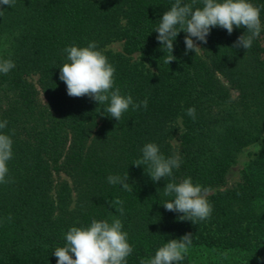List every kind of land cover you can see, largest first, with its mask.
I'll return each instance as SVG.
<instances>
[{
	"label": "trees",
	"instance_id": "16d2710c",
	"mask_svg": "<svg viewBox=\"0 0 264 264\" xmlns=\"http://www.w3.org/2000/svg\"><path fill=\"white\" fill-rule=\"evenodd\" d=\"M174 2L15 0L0 9V59L15 63L0 73V122H8L0 131L13 140L12 182L0 183V264H57L54 251L71 227L114 217L133 247L127 264L187 233L192 245L180 264H264V30L246 50L232 47L246 28L229 35L214 27L187 55L181 31L176 59L166 64L170 53L154 30ZM250 2L261 8L264 28V0ZM93 41L116 69L114 87L136 103L147 97L146 110L130 107L117 121L103 111L107 103L67 95L59 79L69 62L64 50ZM112 41L122 42L120 51L106 48ZM256 142L240 180L207 194L209 218L180 220L182 213L163 207L174 198L164 195L167 182L191 177L210 191ZM147 143L165 157L179 154L173 177L153 182L147 166L133 165ZM127 173L131 192L108 182ZM116 198L123 215L110 205Z\"/></svg>",
	"mask_w": 264,
	"mask_h": 264
},
{
	"label": "clouds",
	"instance_id": "9594fccd",
	"mask_svg": "<svg viewBox=\"0 0 264 264\" xmlns=\"http://www.w3.org/2000/svg\"><path fill=\"white\" fill-rule=\"evenodd\" d=\"M197 0L185 3L175 0L159 21L154 30L158 33L157 41L170 53L164 63L170 64L176 57L173 55L174 41L181 31L184 37L185 55L189 51L198 52L202 49L198 42L207 43V37L214 27L225 29L229 35L235 28H246L233 44V48L250 49L253 41L259 38L262 30L261 8L253 5L250 0H202V7L195 6ZM15 0H0V9L3 6L12 7ZM2 13V10H0ZM195 38V40L193 39ZM67 53L68 63L60 67L59 79L67 86V95L70 97L88 96L95 102L106 104L103 110L112 118L119 121L122 115L131 107L138 110L147 109V97L139 103L133 97L122 95L118 87H114L115 67L101 50L97 49L96 42H90L87 47L70 46L64 50ZM15 67L11 59H0V73L8 74ZM196 109L189 107L187 115L195 120ZM7 121L0 122V130L7 126ZM115 130V129H114ZM12 137L0 131V183H11L8 178V161L13 157ZM142 156L133 162V165L147 166V174L153 182L162 178L173 177V170L181 164L179 154L165 157L155 143H147L141 149ZM128 173L124 176L110 175L108 182L112 185H122L123 190L133 191L127 183ZM208 189L199 184H193L191 177L179 183L174 179L166 183L164 195L174 197L165 202L163 207L170 212L182 213L180 220H189L193 223L210 217L213 206L207 199ZM118 205L116 210L123 215V201L119 198L110 202ZM121 219L107 220L93 219L90 226L71 227L65 235L66 244L54 251L57 264H127V257L133 252L128 242V233L123 231ZM192 234L187 233L179 239L168 240L160 247L153 257L141 260L140 264H180L192 245Z\"/></svg>",
	"mask_w": 264,
	"mask_h": 264
},
{
	"label": "rangeland",
	"instance_id": "374dc122",
	"mask_svg": "<svg viewBox=\"0 0 264 264\" xmlns=\"http://www.w3.org/2000/svg\"><path fill=\"white\" fill-rule=\"evenodd\" d=\"M262 43L264 44V37ZM106 48L111 51H120L122 48V42L112 41L106 45ZM132 57L135 58L136 54H132ZM258 146H259V142H256V143H251L245 146L244 148H242L237 154L234 163H232L228 167L223 183L213 188L212 190L208 191L207 194H209L214 190L229 188L234 184H236L240 180L242 168L245 166L248 160L251 159L253 155L256 153Z\"/></svg>",
	"mask_w": 264,
	"mask_h": 264
}]
</instances>
